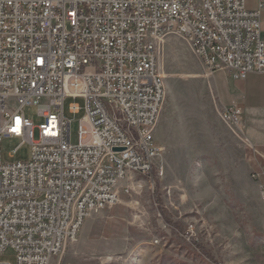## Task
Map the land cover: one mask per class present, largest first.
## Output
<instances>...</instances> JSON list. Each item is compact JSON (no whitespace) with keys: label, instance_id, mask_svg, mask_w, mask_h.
Instances as JSON below:
<instances>
[{"label":"built area","instance_id":"1","mask_svg":"<svg viewBox=\"0 0 264 264\" xmlns=\"http://www.w3.org/2000/svg\"><path fill=\"white\" fill-rule=\"evenodd\" d=\"M263 13L264 0L255 10L247 0H0V264H51L131 182H154L169 33L190 42L209 75L245 79L264 73ZM71 97L84 99L69 105L85 112L77 144ZM32 105L39 126L25 115ZM223 116L245 137L239 105ZM5 137L29 143L30 158L4 162ZM9 248L15 262L3 258Z\"/></svg>","mask_w":264,"mask_h":264},{"label":"rangeland","instance_id":"2","mask_svg":"<svg viewBox=\"0 0 264 264\" xmlns=\"http://www.w3.org/2000/svg\"><path fill=\"white\" fill-rule=\"evenodd\" d=\"M158 65L166 96L154 182L143 177L141 188L131 185L117 205L90 215L78 241L51 264H264V187L253 177L243 133L223 116L217 71L209 75L177 33L161 43ZM72 103L84 106V99L65 103L77 144L85 112L71 114ZM24 112L43 122L37 106ZM1 149L4 162L31 155L22 138L5 137ZM3 258L15 262V251Z\"/></svg>","mask_w":264,"mask_h":264},{"label":"crops","instance_id":"3","mask_svg":"<svg viewBox=\"0 0 264 264\" xmlns=\"http://www.w3.org/2000/svg\"><path fill=\"white\" fill-rule=\"evenodd\" d=\"M247 7L255 10L258 0H247ZM262 37L264 39V13ZM216 75L223 108L237 104L243 109L242 122L247 144L245 152L252 171L261 173L258 181L264 187V73H250L240 80L234 79L226 71H217Z\"/></svg>","mask_w":264,"mask_h":264},{"label":"bare ground","instance_id":"4","mask_svg":"<svg viewBox=\"0 0 264 264\" xmlns=\"http://www.w3.org/2000/svg\"><path fill=\"white\" fill-rule=\"evenodd\" d=\"M131 185H137V186H139V184L136 183V182H131Z\"/></svg>","mask_w":264,"mask_h":264}]
</instances>
